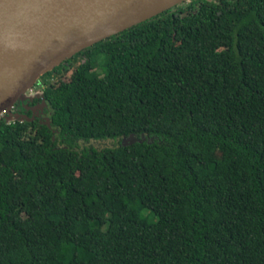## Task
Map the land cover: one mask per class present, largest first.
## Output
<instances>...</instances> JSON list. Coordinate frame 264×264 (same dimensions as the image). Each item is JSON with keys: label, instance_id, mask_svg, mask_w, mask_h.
<instances>
[{"label": "trees", "instance_id": "16d2710c", "mask_svg": "<svg viewBox=\"0 0 264 264\" xmlns=\"http://www.w3.org/2000/svg\"><path fill=\"white\" fill-rule=\"evenodd\" d=\"M36 85L50 123L0 115V264H264V0H187Z\"/></svg>", "mask_w": 264, "mask_h": 264}, {"label": "water", "instance_id": "95a60500", "mask_svg": "<svg viewBox=\"0 0 264 264\" xmlns=\"http://www.w3.org/2000/svg\"><path fill=\"white\" fill-rule=\"evenodd\" d=\"M187 0H0V115L83 49ZM144 138L145 136L142 135ZM135 134L123 143H134Z\"/></svg>", "mask_w": 264, "mask_h": 264}, {"label": "flooded vegetation", "instance_id": "af4514ba", "mask_svg": "<svg viewBox=\"0 0 264 264\" xmlns=\"http://www.w3.org/2000/svg\"><path fill=\"white\" fill-rule=\"evenodd\" d=\"M36 93L41 96L16 102L12 111L19 115H27L31 120L50 123L51 108L42 92L37 91Z\"/></svg>", "mask_w": 264, "mask_h": 264}, {"label": "rangeland", "instance_id": "374dc122", "mask_svg": "<svg viewBox=\"0 0 264 264\" xmlns=\"http://www.w3.org/2000/svg\"><path fill=\"white\" fill-rule=\"evenodd\" d=\"M81 57L80 58H78V62L79 61H81ZM72 72H73V69L71 68L67 73H66V75L67 74H69L68 76H70L71 74H72ZM62 75L60 74V75H55L53 78H52V81H57V79L59 78V77H61ZM36 89V90H35ZM33 88L32 90H30V91H28V93H27V95L29 96V95H33V94H35V95H37V91H40L39 90V88ZM39 96H41V95H39ZM32 98V97H31ZM94 143V145L95 146H97V147H103V146H106V145H112V144H114V141L113 140H111V139H106V140H98V141H94L93 142Z\"/></svg>", "mask_w": 264, "mask_h": 264}]
</instances>
